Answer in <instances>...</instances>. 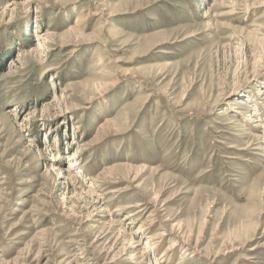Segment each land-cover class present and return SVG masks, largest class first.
I'll list each match as a JSON object with an SVG mask.
<instances>
[{
    "label": "rangeland",
    "instance_id": "obj_1",
    "mask_svg": "<svg viewBox=\"0 0 264 264\" xmlns=\"http://www.w3.org/2000/svg\"><path fill=\"white\" fill-rule=\"evenodd\" d=\"M0 264H264V0H0Z\"/></svg>",
    "mask_w": 264,
    "mask_h": 264
}]
</instances>
